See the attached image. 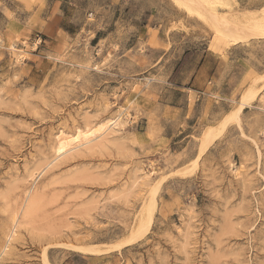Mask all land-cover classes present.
Here are the masks:
<instances>
[{"label": "rangeland", "instance_id": "rangeland-1", "mask_svg": "<svg viewBox=\"0 0 264 264\" xmlns=\"http://www.w3.org/2000/svg\"><path fill=\"white\" fill-rule=\"evenodd\" d=\"M46 263L264 264V0H0V264Z\"/></svg>", "mask_w": 264, "mask_h": 264}, {"label": "bare ground", "instance_id": "bare-ground-1", "mask_svg": "<svg viewBox=\"0 0 264 264\" xmlns=\"http://www.w3.org/2000/svg\"><path fill=\"white\" fill-rule=\"evenodd\" d=\"M250 91H252V90H250ZM254 95H255V93H253L251 96L254 97ZM241 104H245V103L242 101ZM116 125H118V118L114 119V120L113 119L112 120L111 119H107L105 121L97 123L93 127H89V128H85V129L78 128L73 134H69V135H66L65 132H61L57 136L58 138H57V143H56V146H55V152H56L55 154H57V155H61L62 154L63 155V153L68 152V150L70 148H74V147H71V146H73V145L74 146H78L79 144H82L85 141H89V140H91V137L95 136L96 134H99V133L105 131L106 129H108L109 127H111V126L113 127V126H116ZM210 141H211L210 139H206V143L202 146V148L200 150V153H202L206 149V147H207V145H208V143ZM153 197H154V195H151V197H150L151 208L149 209V212H147L148 216H147L146 222L142 223L141 219H140L138 221V223H137L136 228H134V230H132V232L130 234V237H128V239H126L125 241H123L120 244H118V246L125 245L126 243L131 242V241L139 238L142 235V233H143V231H144V229L146 227V224L149 221L150 215L152 214V211L150 212V210H152L154 208L155 200H154ZM31 208H32V206H31ZM27 211H23V212H25L24 214H27ZM29 211H32V210H30V207H29ZM29 214H31V213H29ZM11 221H12V223H14V224L16 223L17 224V215L16 214H12ZM16 224H15V226H16ZM8 237H9V235H8ZM72 248H73L72 250H74V251H77V252H80V253L91 254V255L99 254V253L104 251L103 249H100V248L94 247V246H90V245H77V246H72ZM5 249H6V245L2 249V253H3V251Z\"/></svg>", "mask_w": 264, "mask_h": 264}, {"label": "crops", "instance_id": "crops-1", "mask_svg": "<svg viewBox=\"0 0 264 264\" xmlns=\"http://www.w3.org/2000/svg\"><path fill=\"white\" fill-rule=\"evenodd\" d=\"M213 57H215L214 52L203 51L185 58L178 72L184 78L183 83L189 82L194 78L196 79L198 75H201L204 81L210 80L212 77L211 73H214L216 69L215 64L214 67L208 65L210 63L209 60Z\"/></svg>", "mask_w": 264, "mask_h": 264}]
</instances>
